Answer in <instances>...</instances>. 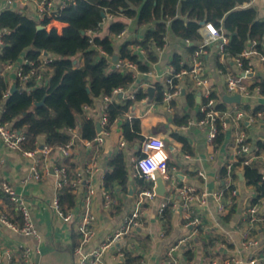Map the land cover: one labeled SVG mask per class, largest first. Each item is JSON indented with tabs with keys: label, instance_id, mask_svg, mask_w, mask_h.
<instances>
[{
	"label": "crops",
	"instance_id": "crops-1",
	"mask_svg": "<svg viewBox=\"0 0 264 264\" xmlns=\"http://www.w3.org/2000/svg\"><path fill=\"white\" fill-rule=\"evenodd\" d=\"M9 1L0 0V14L12 10L41 22L45 6L50 8L53 17L57 18L60 15L57 13L59 8L72 0H13L11 3ZM249 6L255 7L259 12V18L264 20V0H251ZM119 20L128 26L126 34L115 39L117 49L131 39H143L148 27L138 28L135 20ZM111 22L112 20H106L100 36L109 34L108 27ZM58 25L56 22L50 23L46 29L50 31ZM199 32L202 36V31ZM190 45L188 41L174 36L169 30L165 46L157 50V62L150 63L145 53L137 48L140 59L149 65L150 70L140 71L133 84L113 97L110 103L125 105L139 92H146L148 96L142 101H136L130 111L111 126L102 146L87 147L85 140L81 138L80 125L76 130L69 131L71 140L74 141L71 155L65 158L55 149L43 161V166L50 169V173L41 181L29 180L24 183L23 180L30 174V161L20 152L6 148L0 140V201L4 202L5 209L10 212L8 199L1 189V183L7 181L26 198L39 234V238L23 235L0 223V264H11L9 255L16 258L19 245L39 251L34 255L37 264H75L74 252L81 245L77 226L82 220L91 188L95 191L90 206L96 217L97 235L83 251L91 252L106 242L120 230L125 219L131 216L139 200L141 192L137 180L141 177L136 172L135 160L142 155L141 149L150 137H157L166 142L171 157L169 175L173 183L176 186H193L199 192L206 191L208 202L205 206L195 208L191 220H186L178 213H172L171 220L166 224L159 215L163 197L147 200L148 207L138 220L136 228L120 241L110 245L104 255L103 264H122V254L125 253L145 260L146 264H159L168 248L182 238L186 239L183 249L175 254L179 264H228L232 258L248 264V260L253 257L257 258L256 264H264V199L257 204L261 220L251 222L246 218V212L257 197V192L254 187L246 184L242 167L234 169V164L238 162L237 139L240 135L246 136L252 150L256 148L257 142H264V112H260L262 116H258L259 113L255 116L251 112V109L257 107L264 108V96L260 94L259 88L250 89L257 78L264 80V63L257 57L252 58V69L246 74L238 67L235 59L220 55L216 42L208 46L204 56V70L218 104H225V112L223 115L221 112L220 114L226 120L223 141L219 144H210L206 132L198 126V120L203 117L202 108L206 100L203 92L196 88L189 77L184 80L182 96L175 98L170 104L156 101L157 86L164 85L172 67L173 57L179 54L190 65L193 59L188 51ZM25 59L24 53L16 64H23ZM4 72L9 75L12 86L17 80L15 70L6 67L2 72L0 69L1 74ZM50 76V69L44 68L38 85L44 86ZM228 76L242 77L244 83L249 86L250 95L242 97L241 104H228L223 100L225 95H229L226 86ZM150 87L155 89L153 98L149 96ZM190 94L195 98L193 104L187 98ZM105 107L104 98L99 97L85 111L84 117L92 118L97 123ZM239 112L245 113L241 119L237 118ZM177 116L179 120L187 119L188 122L178 124L175 122ZM251 116L255 118L254 121H250ZM134 119L141 122L143 140L126 142L123 125L125 122L131 123ZM174 134L181 135L186 144L176 140ZM38 142L40 147L46 145L44 137ZM122 142H125L124 147H121ZM119 151H123L125 155L129 182L126 187L117 183L106 187L105 176L113 171L109 162ZM68 158L75 166V169L71 170V175L69 174L70 178L75 179L80 175L83 182L77 191H72L75 195V207L69 212L73 215L72 219L66 221L53 206L54 200L60 194L55 187L56 177L53 169L59 164L65 165ZM93 159L98 161L97 169L89 168ZM258 162L261 173L264 174V160L260 158ZM229 165H232L230 172L227 170ZM232 187L238 192L235 205L230 211L220 213L219 203H225L231 197ZM106 191L115 200L110 208L105 207ZM217 194H221V197L219 198ZM246 240L254 242L255 245L247 247ZM188 253H191V259L188 258Z\"/></svg>",
	"mask_w": 264,
	"mask_h": 264
},
{
	"label": "trees",
	"instance_id": "trees-1",
	"mask_svg": "<svg viewBox=\"0 0 264 264\" xmlns=\"http://www.w3.org/2000/svg\"><path fill=\"white\" fill-rule=\"evenodd\" d=\"M250 2L251 0H72L60 11L59 19L69 24L62 33L56 29L38 30V25H48L47 19L37 22L24 13L4 11L0 14L2 72L8 64L19 62L24 53L28 60V63L23 65L26 72L32 68L40 72V58L43 55L54 56L55 60L42 68L51 71V76L44 86H39L35 77L26 84L17 80L18 91L9 94L8 98H5V95L11 88L9 75L6 72L0 73L2 120L10 122L16 131L26 136L23 148L27 150L39 148L38 140L41 137L45 138L46 145L54 149L64 146L71 140L69 131L78 125L81 138L92 140L98 135L96 123L92 118L84 117L85 107L92 106L94 100L99 97H111L115 90L129 88L134 82L130 72H120L114 68V57L118 56L117 60L136 64L139 71L147 72L150 67L140 59L137 48L145 53L150 63L157 62V50L165 46L169 30L174 36L191 44L188 51L192 56L198 48V43L203 40L199 32L203 22L221 28L229 38L228 44L225 45L226 57L241 58L243 71L252 69L251 59L243 58L242 54L249 49L264 53V20L259 18L255 7L246 6ZM109 16L112 17L108 27L109 34L100 36ZM119 19L135 20L138 28L148 27L143 39H131L117 49L115 39L128 26ZM172 66L176 71L189 67L179 54L173 57ZM255 88H259L260 94L264 96L263 79L257 78L255 84L250 87L252 90ZM164 90V85L157 86L158 103L164 102ZM147 96L148 93L139 92L134 100H128L125 105L110 103L107 107L109 123L105 129L109 131L118 119L130 111L136 101H142ZM187 98L194 103L193 94ZM211 98L217 97L212 94ZM44 99V105L35 104ZM246 108L250 110L249 107ZM217 109L223 115L225 104H218ZM251 112L257 116L258 113L264 112V108L257 107L251 109ZM175 122L186 124L188 121H181L177 116ZM223 123H226L225 117L220 115L219 133L213 144L223 141ZM123 131L126 142L143 140L141 122L138 119L131 123L125 122ZM174 138L186 144L181 135L174 134ZM255 147V155L259 156L264 152V142H257ZM109 164L113 171L105 176L106 187L114 183L126 187L129 174L124 152L119 151ZM65 166L71 175L75 166L69 158L65 161ZM237 167H242L246 184L256 189L257 197L252 205H257L264 199V181L259 162L245 165L243 159H240L234 164V169ZM232 175L237 177L233 173ZM137 181L139 192L153 187V182L144 178ZM233 189L234 187L230 191ZM58 198L64 214H68L75 207V195L69 188H64ZM13 210L12 208L8 212L9 217L13 222L21 224V218ZM171 216L172 211L168 207L161 219L167 224ZM124 256L122 264H135L140 260L131 253H125ZM187 256L192 258L191 253Z\"/></svg>",
	"mask_w": 264,
	"mask_h": 264
},
{
	"label": "built area",
	"instance_id": "built-area-1",
	"mask_svg": "<svg viewBox=\"0 0 264 264\" xmlns=\"http://www.w3.org/2000/svg\"><path fill=\"white\" fill-rule=\"evenodd\" d=\"M10 0L9 2L11 3ZM248 6V4L246 5ZM65 6H61L59 8L60 11ZM44 14L41 15V21L45 19L48 20V24H52L54 22L59 25L56 28L60 33L66 29L69 24L60 20V15L55 18L53 17V13L48 7H44ZM109 20H112V17L109 16ZM202 31L203 40L198 43L197 50L192 55L193 59L188 65L189 67L183 69L181 71H176V69L172 66L170 68L169 75L165 78L164 81V102L165 104H170L175 98L180 97L184 93V80L186 77H189L190 80L194 83L196 88L200 89L205 97L206 103L202 108L203 117L198 120V126L201 130L206 132V136L208 142L212 144L216 139L219 130H218V120L220 118V111L217 109L218 102L216 99L211 98L212 90L210 85V80L208 76H206L204 70V56L206 54V50L211 43L216 42L219 47V53L221 56L225 55V45L228 44L229 38L225 35L224 31L221 28L215 27L211 23H206V25L202 26L200 29ZM126 30H124L119 36L122 37L126 34ZM2 31L0 30V44L2 42L1 39ZM189 43V42H188ZM242 57L245 59H251L257 57L261 62L264 63V53H259L255 49H249L244 51ZM41 68L40 72H38L35 68H32L29 72L25 71L24 64L28 63V60L25 59L23 64H8L7 69H14L16 73L17 80H20L22 84L28 83L34 77L36 79H40L42 75V68L47 67L48 64L55 60L54 56L43 55L41 56ZM238 67L240 69L243 68V62L241 58L235 59ZM114 68L120 72H130L134 80L136 76L140 73L138 66L133 64L127 60H116L114 61ZM46 69V68H45ZM246 74L250 72V69L244 71ZM39 81V80H38ZM226 86L227 91L230 96L240 95L241 97H248L250 95V89L247 84L244 83L242 77H231L228 76L226 78ZM123 89H118L113 92L111 97H103L106 102L105 110L102 116L99 118V122L102 127L101 133H98L97 137L92 140H85V144L89 148H94L95 146H102L105 142L106 137L109 135V131L105 129L109 123V118L107 114V107L110 104L113 97H116L118 94L123 92ZM9 93L5 95V98L9 97ZM135 95L131 97V99H135ZM89 107H85V111ZM3 108L0 107V140L2 144L13 151L20 152L30 161V174L29 176L23 180L24 183H27L29 180L41 181L46 175L50 173V169L43 166V161L46 157H48L55 149L48 146L43 145L42 147L36 148L34 150H27L23 148L24 143L26 142V136L13 128V125L10 122H4L2 120ZM245 113L239 112L237 114V118L241 119ZM258 116H262L259 113ZM255 118L251 116L250 121H254ZM223 127H226V123H223ZM78 127L76 126L74 129L76 130ZM73 130V129H72ZM70 130V131H72ZM238 142V150L237 156L238 160L243 159V164L248 165L254 161H258L260 158L264 160V152H261L259 156L255 155L249 144L247 143V138L244 134L240 135L237 139ZM74 141L70 140L66 145L60 146L56 148V150L60 151L61 154L67 158L71 155V151L73 149ZM125 146V142L121 143V147ZM142 155L138 156L135 160V168L139 177L146 179L147 181L153 182V187L149 190H144L140 193L139 200L136 203L135 209L132 212L131 216L125 219L120 230L115 232L110 238L93 249L91 252L85 253L83 248L91 243L96 238V217L94 216L91 210V197L95 193L94 189L89 190V196L86 200V209L84 211L83 217L79 225L77 226V232L81 236V245L75 249V264H103V258L105 253L107 252L110 245L114 242H118L124 237L127 233L132 231L138 225V220L145 212L148 207L147 200L154 199L158 197L155 192V176L156 174L161 175L167 181V192L163 197V202L159 208L160 217L163 215L164 211L170 207L172 213H178L183 216L186 220H191L193 218V213L196 207L205 206L208 202V193L206 191L199 192L195 187L190 185H182L176 186L173 183L169 175V163L171 160L170 154L168 152V148L166 142L163 139L157 137H150L147 141H145L144 148L141 149ZM98 161L93 159V161L89 164V168L97 169ZM232 169V165L227 166V170L230 172ZM54 175L56 177L55 187L58 192H61L64 188H69L71 191L75 192L78 190L79 186L82 184L83 180L80 178V175L75 179L70 178L67 167L64 164H59L55 166ZM203 175V174H202ZM262 180L264 181V174H262ZM1 189L3 190L5 196L9 202V209L12 208L15 210L17 215L21 218V224L15 223L9 217L8 211L5 209L4 202L0 201V223L7 225L13 231L27 235V236H36L39 238V234L36 230L35 224L33 223L31 212L28 208L27 200L22 195L19 194L15 188L7 181H3L1 183ZM105 194V207L110 208L115 200L112 199L111 194L109 192H104ZM218 197H221V194H217ZM238 196L237 190H232L231 197L227 199L225 203H219V212L224 213L230 211L235 205V199ZM11 206V207H10ZM53 206L55 210L60 214L64 220L69 221L72 219L73 215L71 213L64 214L61 210L59 198L53 202ZM13 210V211H14ZM259 207L257 205H250L247 208L246 218L251 222L256 223L261 220L259 214ZM247 241V240H246ZM186 242V239L182 238L177 243L171 245L166 251L165 257L159 264H179L176 259V252L180 249H183V246ZM255 243L252 241H247L246 246L251 247L254 246ZM19 251L16 258L13 255H9V259L11 264H37L34 255L35 252H39L38 250H34L28 246L19 245ZM124 254H122V259H124ZM257 258H251L248 260V264H256ZM135 264H146L145 260L140 259ZM217 264V263H215ZM228 264H243L240 260L236 258H232L228 261ZM247 264V262H246Z\"/></svg>",
	"mask_w": 264,
	"mask_h": 264
},
{
	"label": "water",
	"instance_id": "water-1",
	"mask_svg": "<svg viewBox=\"0 0 264 264\" xmlns=\"http://www.w3.org/2000/svg\"><path fill=\"white\" fill-rule=\"evenodd\" d=\"M202 25H206L205 22L202 23ZM46 27L43 25H38V30H44ZM118 59V56L114 57V60L116 61ZM18 91L17 88V80H15L10 88V94H15ZM149 92V96L150 98L154 97V93H155V89L153 87H150L148 89ZM223 100L225 103L228 104H241L242 101V97L240 95H234V96H230V95H225L223 97ZM38 106L44 105L45 104V99L42 100L41 102H36L35 103ZM96 127H97V132L101 133L102 131V127L99 121H97L96 123ZM155 192L159 197H164L166 192H167V181L159 174H156L155 176Z\"/></svg>",
	"mask_w": 264,
	"mask_h": 264
}]
</instances>
